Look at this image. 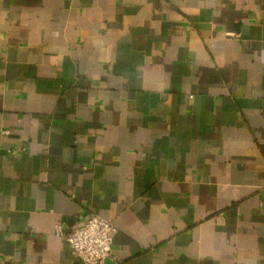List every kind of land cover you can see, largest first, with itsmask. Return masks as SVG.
<instances>
[{
	"label": "crops",
	"instance_id": "0c3cea01",
	"mask_svg": "<svg viewBox=\"0 0 264 264\" xmlns=\"http://www.w3.org/2000/svg\"><path fill=\"white\" fill-rule=\"evenodd\" d=\"M264 264V0H0V264Z\"/></svg>",
	"mask_w": 264,
	"mask_h": 264
},
{
	"label": "built area",
	"instance_id": "2783aa9c",
	"mask_svg": "<svg viewBox=\"0 0 264 264\" xmlns=\"http://www.w3.org/2000/svg\"><path fill=\"white\" fill-rule=\"evenodd\" d=\"M112 223L99 215H90L79 225L64 230L60 223L54 226V233L63 237L73 255L82 264H103L111 257Z\"/></svg>",
	"mask_w": 264,
	"mask_h": 264
}]
</instances>
